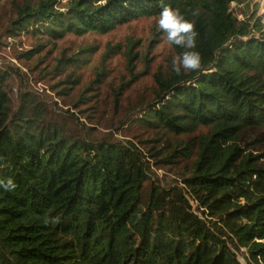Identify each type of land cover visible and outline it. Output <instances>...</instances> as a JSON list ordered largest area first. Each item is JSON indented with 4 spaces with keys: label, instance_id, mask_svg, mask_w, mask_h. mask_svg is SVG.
<instances>
[{
    "label": "trees",
    "instance_id": "16d2710c",
    "mask_svg": "<svg viewBox=\"0 0 264 264\" xmlns=\"http://www.w3.org/2000/svg\"><path fill=\"white\" fill-rule=\"evenodd\" d=\"M206 1L198 16L185 15L195 21L201 69L158 79L154 98L141 102L151 129L175 136L210 130L181 186L155 183L147 154L134 144L74 137L38 106L5 126L0 80V264H240L233 239L264 264V150L238 142L245 130L264 127V31L254 38L236 22L233 0ZM184 4L72 0L57 9L51 0H30L5 32H37L48 42L107 34L159 19L165 5L184 14ZM126 55L135 57L132 46ZM164 148L147 153L166 163L185 144L159 155ZM9 179L11 191L3 187Z\"/></svg>",
    "mask_w": 264,
    "mask_h": 264
},
{
    "label": "rangeland",
    "instance_id": "374dc122",
    "mask_svg": "<svg viewBox=\"0 0 264 264\" xmlns=\"http://www.w3.org/2000/svg\"><path fill=\"white\" fill-rule=\"evenodd\" d=\"M29 1L0 0V80L9 108L5 126H10L19 111L38 106L74 137L134 144L147 154L148 173L155 183L181 186L200 141L210 130L197 128L175 136L151 129L142 121L146 120L142 115L146 105L141 102L154 98L158 79L176 74L171 70L172 61L183 48L169 43L158 19L153 18L134 21L107 34L68 35L49 42L37 32L6 33L15 9ZM51 1L55 8L63 9L72 0ZM206 4V0H185L186 11L181 14L190 17L197 10L203 11ZM230 11L236 22L250 26L252 37L261 36L257 28L264 31V0H233ZM130 46L135 57L128 60ZM28 51L30 56H21ZM63 52L65 61L57 65ZM177 141H182L185 149L166 163L147 153L151 147L164 145L159 155L165 154ZM238 142L251 151L264 150V127L245 130ZM229 246L240 264H256L235 239Z\"/></svg>",
    "mask_w": 264,
    "mask_h": 264
},
{
    "label": "clouds",
    "instance_id": "9594fccd",
    "mask_svg": "<svg viewBox=\"0 0 264 264\" xmlns=\"http://www.w3.org/2000/svg\"><path fill=\"white\" fill-rule=\"evenodd\" d=\"M193 15L198 16L199 12H194ZM158 26L166 34L169 43L185 49L173 59L171 70L177 75H180L182 71H199L202 58L199 51L195 50L198 37L195 21L186 19L179 9L165 5L159 14ZM3 187L11 191L16 185L9 179Z\"/></svg>",
    "mask_w": 264,
    "mask_h": 264
}]
</instances>
